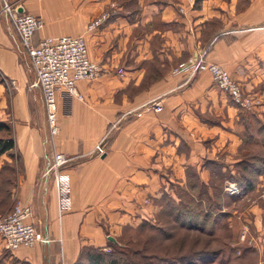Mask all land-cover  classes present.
I'll list each match as a JSON object with an SVG mask.
<instances>
[{
    "label": "crops",
    "instance_id": "obj_1",
    "mask_svg": "<svg viewBox=\"0 0 264 264\" xmlns=\"http://www.w3.org/2000/svg\"><path fill=\"white\" fill-rule=\"evenodd\" d=\"M4 2L42 20L35 43L85 35L103 71L78 84L83 100L58 98V150L72 159L65 174L73 205L64 214L54 177H43L51 152L42 92ZM103 15L104 24L87 33ZM201 52L254 99L252 117H264V0H204L200 8L188 0H0V78L17 85L0 120L13 121L15 140L0 155V218L30 206L27 222L48 240L16 252L0 241V264H75L82 248L106 251L108 237L154 223L165 198L178 201L190 183L213 194L215 166L238 172L247 145L242 110L210 74H173ZM153 66L161 76L149 81ZM157 98L162 112L146 105ZM234 216L235 226L253 224L264 234L258 218Z\"/></svg>",
    "mask_w": 264,
    "mask_h": 264
},
{
    "label": "built area",
    "instance_id": "obj_2",
    "mask_svg": "<svg viewBox=\"0 0 264 264\" xmlns=\"http://www.w3.org/2000/svg\"><path fill=\"white\" fill-rule=\"evenodd\" d=\"M195 3L196 0H189ZM3 10L10 18L23 50L31 60L36 74L34 86L40 88L43 96L46 119L49 128L48 144L50 146V163L44 171V179L53 176L58 188V206L60 214L72 209V189L70 177L65 170L72 161L67 155L59 152L57 137L60 134L59 103L60 96H71L83 100L78 90V84L83 81H96L102 74V68L89 57V49L85 35L64 36L61 38H44L35 43V35L42 26V20L31 14L19 13L17 8L4 2ZM107 19L103 16L94 20L87 32H92L102 26ZM208 73L215 85L225 94H228L236 106L243 109H253L255 102L245 95L242 86L236 82L230 73L223 67L206 60L205 52L189 62L180 64L173 70L174 75L183 73L191 77L199 73ZM118 74L123 76L122 69ZM14 87V80L7 82ZM156 112H162V101L154 99L148 104ZM229 184L226 191L230 195L239 194L238 185ZM32 208L21 204L15 205L6 216L0 218V241L7 250L16 252L21 248H34L38 244H47L48 240L35 226L27 222L32 216ZM246 239V234L241 235Z\"/></svg>",
    "mask_w": 264,
    "mask_h": 264
},
{
    "label": "rangeland",
    "instance_id": "obj_3",
    "mask_svg": "<svg viewBox=\"0 0 264 264\" xmlns=\"http://www.w3.org/2000/svg\"><path fill=\"white\" fill-rule=\"evenodd\" d=\"M188 2L190 1L188 0ZM4 13L6 12L4 11ZM195 77L190 76V78ZM2 82L5 85L7 84L6 80L3 79L2 81L0 78V120L3 117V111L6 109L10 111L12 107V96L15 92L14 90L17 87V85H15L14 87H5L4 89ZM243 91L247 97L252 98L249 96L248 92H245L244 88ZM3 96H5L7 103L4 102ZM240 110H242L241 119L247 125L246 135L249 142L246 146V151L244 152L243 156L249 161L253 162V165H251L252 170L245 171L243 176H245L247 179H254L252 180L254 189L251 191L246 189L243 190L241 186L233 180L229 181L227 184L230 177H239L240 174H238V172H222L219 166H215L213 168L215 179L211 184L215 186V193L210 197H212L211 201H213L215 208L220 206L223 213L225 212L229 214L228 218H219L218 215H213L207 224H205V228L207 229L206 231L189 230L180 226L178 222H175L176 213L174 210L170 212V210L167 209L166 215L164 217L161 216V223H166L165 226H163L164 231L175 235L172 240L161 242V246L154 245L152 242L150 245H147L145 244L146 235H148L147 233L144 234V237L138 234V232L135 230L134 232L131 230L124 231L121 236L116 238L118 243L114 246H118L117 248L111 250L109 245L106 247L107 249L105 252L108 254L112 253V259L118 260L119 264H162V261H155L152 260L151 257H148H153L152 254H157L161 255V258L164 256H166V258L169 257L167 258L168 261L166 260L167 262L163 264H173V261L176 262L177 258L170 257L181 256V254L194 255L196 253L198 254L206 252L211 254L213 253L214 256L208 257L211 260L207 262L204 261L203 264H264V234L260 237L255 231L256 227H254L255 225L253 224L250 226H245L243 229L240 227V225H234L235 213L237 216H241V220L244 219L242 216L248 218L250 216L251 219L258 218L259 225L264 229V144L262 143V139H264V132H262V129L264 128V117H257L256 115H253L252 117V113L250 112L253 111V109L247 110L240 108ZM12 123L13 121H10V128L12 127ZM13 134L14 133L11 128L12 137L14 136ZM6 136H8L6 132H2L0 134V137ZM256 141L260 142V144H256ZM229 184L238 185V190L240 191L239 194L236 193L234 195H230V193L226 191V187ZM197 197L202 198L201 200L205 199V196L198 195ZM183 199L186 201L189 200L185 195H183ZM205 202L206 203H201L203 207L202 209H207V206L210 207L212 204V202L206 200ZM254 209H256V212ZM7 214H9V212ZM215 220L217 221L214 223ZM212 229L213 231L210 232ZM243 233L246 234L245 240L241 239V235ZM146 255L147 257H145Z\"/></svg>",
    "mask_w": 264,
    "mask_h": 264
},
{
    "label": "trees",
    "instance_id": "obj_4",
    "mask_svg": "<svg viewBox=\"0 0 264 264\" xmlns=\"http://www.w3.org/2000/svg\"><path fill=\"white\" fill-rule=\"evenodd\" d=\"M204 0H196L195 6L196 8H200ZM151 75L148 77V80H156L161 75L159 74L158 68H151ZM155 74V75H154ZM244 122V121H243ZM244 125L245 122H244ZM247 129V125H246ZM2 132H6L8 136L6 137H0V155L6 154L11 152L15 148V140L11 135V128L9 125L5 123H0V134ZM262 132H264V128L262 129ZM246 144L248 145V138L246 135ZM262 143L264 144V139H262ZM246 145V146H247ZM251 165H253V162L249 161L245 157H243V160L237 165L238 168V174H240L239 177H230L231 180L238 183V185L241 186V188L244 190H250L254 187L253 181L254 179H247L243 174H245V171L252 170ZM209 187L201 184L199 182H192L188 185V188L180 189L178 192V198L179 200H175L170 197H166L163 205V210L160 212V214L156 218V223L152 222H143L141 225L138 226L137 229L132 228H126L124 231L131 230L134 232H138V234L145 237V244L150 245V243H154V245H160L161 242L172 240L175 235L167 233L163 230V226H165L166 223H161V216L166 215V210L169 209L170 212L174 210L176 213L175 216V222L179 223L180 226L183 228H187L189 230H199V231H206L205 224L212 218L213 215H218L219 218H228V213H223L220 206L215 208V205H213V201H211L213 195L215 193V187H212V190L214 191L213 194H209ZM221 193V192H220ZM183 195L186 196L189 200L186 201L183 199ZM205 196L204 200H201L202 198H198L197 196ZM191 196V197H189ZM206 201L212 202L211 206L207 209H202L201 203H206ZM217 220L214 221V223ZM210 230V232H212ZM116 244H109V247L111 250L114 248H117L118 246H114ZM161 246V245H160ZM151 257L152 260H158L162 261L163 263H166L168 260L166 256L161 258V255L152 254ZM178 255V254H175ZM112 253H106L103 248H95V247H84L81 250L79 259L75 264H119V261L116 259L111 258ZM210 256H214L212 253H196L194 255L189 254H181V256H173L170 258H177L176 262L173 261V264H187V263H200L203 264V262H207L211 260ZM147 257V255L145 256ZM167 260V261H166ZM162 263V264H163ZM172 263V262H169Z\"/></svg>",
    "mask_w": 264,
    "mask_h": 264
},
{
    "label": "water",
    "instance_id": "obj_5",
    "mask_svg": "<svg viewBox=\"0 0 264 264\" xmlns=\"http://www.w3.org/2000/svg\"><path fill=\"white\" fill-rule=\"evenodd\" d=\"M108 240H109V242H111V243H113V244H117L116 239L113 238V237H108Z\"/></svg>",
    "mask_w": 264,
    "mask_h": 264
}]
</instances>
